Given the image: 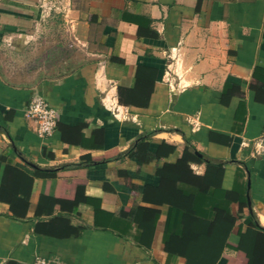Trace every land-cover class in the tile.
<instances>
[{"label":"crops","instance_id":"1","mask_svg":"<svg viewBox=\"0 0 264 264\" xmlns=\"http://www.w3.org/2000/svg\"><path fill=\"white\" fill-rule=\"evenodd\" d=\"M0 14V264H264V0Z\"/></svg>","mask_w":264,"mask_h":264},{"label":"built area","instance_id":"2","mask_svg":"<svg viewBox=\"0 0 264 264\" xmlns=\"http://www.w3.org/2000/svg\"><path fill=\"white\" fill-rule=\"evenodd\" d=\"M2 0H0L1 6ZM2 26V19L0 14V28ZM58 109L50 104V102L43 96H37L27 103L25 107V115L32 118L38 123V134L42 138L50 137L54 134L58 126ZM34 264H64L61 261L49 259L39 256L36 258Z\"/></svg>","mask_w":264,"mask_h":264},{"label":"trees","instance_id":"3","mask_svg":"<svg viewBox=\"0 0 264 264\" xmlns=\"http://www.w3.org/2000/svg\"><path fill=\"white\" fill-rule=\"evenodd\" d=\"M61 128H62L63 138L68 139V138H66L67 137L66 132H65L66 127L61 126ZM53 173H55V171L45 170V169H37L35 172V174L38 176H49V175H52ZM30 179H31V177H30ZM16 198H17V195L14 197V199H16ZM14 199H13V202H14ZM25 200L26 201L28 200V196L25 195L24 193L20 192V190H19V202H21V203L26 202ZM19 216H22V215H19Z\"/></svg>","mask_w":264,"mask_h":264}]
</instances>
